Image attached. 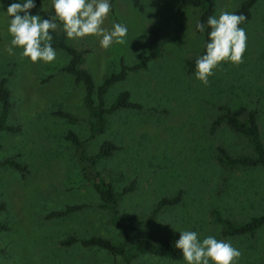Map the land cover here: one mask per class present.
I'll list each match as a JSON object with an SVG mask.
<instances>
[{
    "label": "rangeland",
    "instance_id": "rangeland-1",
    "mask_svg": "<svg viewBox=\"0 0 264 264\" xmlns=\"http://www.w3.org/2000/svg\"><path fill=\"white\" fill-rule=\"evenodd\" d=\"M180 0H113L104 27L114 22L128 27L125 43L100 47L95 36L68 40L85 51L83 66L96 84L119 68L120 59L131 64L147 49L152 30L159 33L160 55L146 68L129 72L106 94L109 104L116 94L129 90L141 109H120L107 116L105 131L87 139L88 153H94L104 139L118 145L114 153L101 159L98 168L112 179L117 190L135 180L133 191L118 200L122 220L136 215L145 220L156 201L181 191V200L162 208L157 216L143 222L130 234L128 244L148 233L155 241L170 239L183 229L194 230L202 239L215 235L230 241L242 255L238 264H264V226L254 234L224 235L212 214L216 208L233 222L242 223L264 213V171L230 168L218 160L217 146L232 155L250 153L246 139L221 123L211 131L220 105L230 106L241 119L250 109L257 119L264 141V0H257L251 16L240 25L246 35V50L239 64L222 63L204 85L194 78L186 61L197 56L203 35L196 31L200 10L178 8ZM242 0H215L214 15L233 12ZM11 0H4V8ZM49 13L50 0H41ZM39 14L37 8L31 10ZM41 16V15H40ZM8 20L0 13V78L5 76L10 90L8 122L19 125L18 132H0V158L13 156L27 164L28 173L0 168V264H185L171 259L141 254L126 263L104 249L64 246L68 235L85 238L102 235L118 241L108 213L98 203L96 193L82 182L72 146L65 138L68 129L81 138L89 135L90 116L83 104V87L60 68L67 55L56 50L51 63L21 59L19 50L3 52L11 37ZM61 28H57V31ZM77 117L71 122L56 115V109ZM85 206L61 217H47L66 205Z\"/></svg>",
    "mask_w": 264,
    "mask_h": 264
},
{
    "label": "trees",
    "instance_id": "trees-1",
    "mask_svg": "<svg viewBox=\"0 0 264 264\" xmlns=\"http://www.w3.org/2000/svg\"><path fill=\"white\" fill-rule=\"evenodd\" d=\"M131 2L134 6H137L140 0H131ZM256 2L257 0H242L233 12L243 15L245 20H247L250 18L251 9ZM36 3V8L40 12L41 17L47 18L48 14L44 10L41 0H36ZM185 6L197 7L200 10L197 20L201 21H206L207 17L214 15L216 10L215 0H180L178 8ZM201 34L205 41L206 32ZM52 36V46L55 50L66 54L68 58L60 70L71 75L76 84L82 85V101L90 116L89 135L86 139L81 138L72 129L66 131L65 138L72 146L76 166L82 182L96 193L99 200L98 205L107 211L109 222L115 227L119 236V240L115 242L111 238L102 235H91L85 238L68 235L62 238L60 243L64 246L78 243L83 247L101 248L115 257L120 256L126 263L146 253L171 259H180L182 256L174 244L179 234L170 239L155 241L150 234L145 233L133 244L129 245L128 242L130 234L135 232L143 222L153 220L165 206L177 204L181 200L182 192L178 191L173 197L159 198L145 220L136 215H131L122 220L119 213L118 200L122 195L134 190L135 180L132 179L127 185L117 190L112 179L105 175L97 165L101 159L111 156L119 147L109 139H104L94 153H88L85 146L87 139L94 138L105 131L107 116L109 114L120 109L143 108L141 103L131 99V94L127 89L119 91L109 104L106 103L105 97L114 83L124 80L129 72L146 68L151 61L158 58L160 55L158 31H151L146 52L137 61L128 64L123 59H120L118 70L110 71L99 84L95 83L91 72L83 66L85 51L70 44L62 29L53 32ZM203 51L204 48L202 47L198 55H201ZM197 56L186 61L189 71L195 69L194 62ZM6 80L5 76L0 78V132H18L21 129L20 126L8 122L11 102L10 90L6 86ZM219 111V114L211 123V131H214L221 123L226 124L246 139L251 147V152L232 155L224 146H217L218 160L230 168H255L264 171V141L257 119V111L250 109L243 119L239 118L230 106L226 104L220 105ZM54 113L67 121H77L76 116L60 108L56 109ZM0 168H11L22 175L29 171L27 164L17 161L13 156L0 158ZM84 206L82 203L69 204L63 209L50 211L47 217L66 216L82 209ZM5 208V203L0 201V211L5 210ZM212 214L214 219L222 225L223 234L228 236L240 234L252 235L264 226V213L252 216L249 220L242 223L233 222L222 215L216 208L212 209ZM8 229L9 227L6 224L0 223V230Z\"/></svg>",
    "mask_w": 264,
    "mask_h": 264
},
{
    "label": "clouds",
    "instance_id": "clouds-1",
    "mask_svg": "<svg viewBox=\"0 0 264 264\" xmlns=\"http://www.w3.org/2000/svg\"><path fill=\"white\" fill-rule=\"evenodd\" d=\"M47 18L33 14L36 0H11L6 11H0L8 20L7 32L11 37L3 49L9 56L19 50L21 59L31 62L51 63L57 57L52 46V33L61 28L69 40L95 36L100 47L125 43L128 27L114 22L110 29L104 27L112 10L111 0H50ZM4 0H0V9ZM245 17L229 11L210 15L206 21L197 20L195 29L206 32L204 51L195 59L194 78L207 85L214 69L222 63L239 64L246 50L247 35L240 25ZM175 248L179 250L185 264H238L242 253L225 239L207 235L202 239L194 230L178 231Z\"/></svg>",
    "mask_w": 264,
    "mask_h": 264
}]
</instances>
